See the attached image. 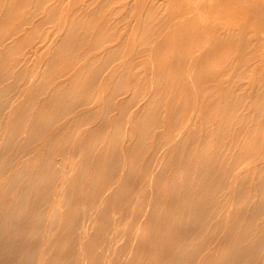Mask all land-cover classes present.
I'll use <instances>...</instances> for the list:
<instances>
[{
	"label": "bare ground",
	"instance_id": "1",
	"mask_svg": "<svg viewBox=\"0 0 264 264\" xmlns=\"http://www.w3.org/2000/svg\"><path fill=\"white\" fill-rule=\"evenodd\" d=\"M181 1L0 0V264H264V0Z\"/></svg>",
	"mask_w": 264,
	"mask_h": 264
},
{
	"label": "rangeland",
	"instance_id": "2",
	"mask_svg": "<svg viewBox=\"0 0 264 264\" xmlns=\"http://www.w3.org/2000/svg\"><path fill=\"white\" fill-rule=\"evenodd\" d=\"M183 1V0H182ZM181 1V2H182ZM189 1L190 0H188V1H186V2H188L189 3ZM193 3H195V2H198V6H197V3H195V4H192L191 2V4L192 5H196V6H194L195 8H198V9H200V10H197L198 12H197V14H194V18L195 19H197V17L200 19L199 21H201L202 22V24H204L203 23V21L205 22V24L206 23H210V22H212V20H215V18L218 20V18L221 20H218L217 22L218 23H220V22H222L221 24H224V23H226V21L229 19V16H228V14L230 13V12H232L235 8H239L240 9V6H242V5H248L249 4V2H246L245 0H239V1H234V0H205L206 2V5L209 7V5H211V4H215L216 5V3L217 2H219V1H222V3H220L219 4V6H215V5H211L210 6V8L209 9H211L210 11H207L208 9H206L207 8V6H205L206 8H203V10H204V13H202L203 12V10L201 11V4H200V2L202 1V0H191ZM217 1V2H216ZM245 1V3L243 4V2ZM184 2V1H183ZM182 2V3H183ZM204 1H202V3H203ZM64 3H66V2H64ZM208 3H209V5H208ZM117 4V3H116ZM181 4V3H180ZM199 4H200V7H199ZM63 6H64V4H62ZM178 5H179V3H178ZM203 5V4H202ZM62 6V7H63ZM180 6V5H179ZM215 6V8H212V7H214ZM65 8V7H64ZM213 9V10H212ZM207 12H206V11ZM201 11V12H200ZM246 12V11H245ZM200 13H202V14H204V15H199ZM244 13V12H243ZM239 14V13H238ZM238 14H236V13H232V15L234 16L235 15V19H236V21H238L239 19H240V17L243 15H238ZM196 15V16H195ZM223 15V16H222ZM237 16V17H236ZM227 17H228V19H227ZM210 19V20H209ZM212 19V20H211ZM207 20H209V21H207ZM125 22H127L126 20H125ZM5 24H3V27L2 26H0L1 28V31H0V33L1 34H5L6 36H7V32H9V34H11L12 33V31H9L10 30V28L8 29V28H6L5 26H4ZM45 25H48V26H46V27H49L50 29V31L49 30H47L48 28H46V27H43L42 29H41V33L43 34V36L46 34V32L47 33H50L51 32V29L53 28V26H51V25H53V24H45ZM206 25H208V24H206ZM52 28H51V27ZM121 27H124V25L123 26H121ZM5 28H6V30H5ZM45 28V29H44ZM11 30H13L12 28H11ZM14 31V30H13ZM42 31H44V32H42ZM42 34H41V36H42ZM4 35V36H5ZM30 34H28V36H29ZM35 42V41H34ZM38 42V41H37ZM33 44H35V43H33ZM39 46V45H38ZM168 50H169V53L171 52V50L172 49H170V48H168L167 50H166V52L165 53H167L168 52ZM168 53V54H169ZM36 55V54H35ZM38 56L39 55H37L35 58H34V55L33 54H28L27 55V61H26V64H28V66L29 67H31V68H33V69H36L37 67V62H38ZM31 57V59H32V61H34V62H36V65L35 64H33L34 62H32L31 61V59H29L28 60V58H30ZM38 60H37V59ZM35 59V60H34ZM37 60V61H36ZM32 62V65H30V63ZM263 62L262 63H260L259 64V69H261V67L262 68H264L263 66H262V64L264 65V59L262 60ZM35 65V67L36 68H34L33 66ZM29 69V68H28ZM32 69V71H34ZM35 72V71H34ZM28 73H30L31 74V69L28 71ZM33 73V72H32ZM29 74V75H30ZM34 74V73H33ZM92 124L93 123H89V125L90 126H92ZM75 127H77V126H73V127H70V128H68V130H73ZM52 129H55V126L52 128ZM4 130H6V129H3V130H0V144L2 143V141H3V131ZM109 131V130H108ZM107 131V132H108ZM76 160V159H75ZM74 160V161H75ZM1 162L2 161H0V166H1ZM7 169H9V167H7L6 168V172H7ZM10 170V169H9ZM7 176H10L8 173H5L4 174V177H7ZM8 178V177H7ZM3 179H5V178H3ZM6 180V179H5ZM252 184V183H251ZM249 185L248 187H247V190H246V192H247V194H249L250 192H251V190L253 189L252 187V185ZM252 189H251V188ZM251 189V190H250ZM250 195H251V193H250ZM1 199V198H0ZM132 199L133 200H136V204L133 206V205H131L132 207H130V208H126V209H124L122 212H128V216H127V218H129L130 217V214L131 213H133L135 216H138V212H139V208H137V207H140V205H141V201H139V200H137L138 199V195H137V193H135V192H133V194H132ZM112 203V202H111ZM111 203H109V204H107L108 205V207H111ZM57 206H56V205ZM163 205H165V204H162V206ZM52 206V207H51ZM113 206V205H112ZM136 206V207H135ZM156 206L157 207H160L161 206V204H156ZM47 207H48V209H52V208H55V207H60V208H65V206L64 205H62L61 204V202L59 201V198H58V200H54V202H50V203H48L47 204ZM77 207V206H76ZM0 208L2 209L3 208V204H1V200H0ZM113 208V207H112ZM69 209H71V210H73V209H75V207H70ZM42 210H44V207H42L41 208V211ZM117 212H115L113 215H112V213L110 212V211H108V214L107 215H105L104 216V219H111V220H113V217L115 216V214H116ZM223 220H226V218H223ZM127 222H128V220H125L123 223L124 224H127ZM106 226L108 227V228H110L106 223H104V221H101L100 223L98 222V223H96V224H94V227H91V228H93L92 229V234H91V239L90 240H88V241H86L85 239L84 240H82L81 241V243H87L88 244V246L89 247H87V248H89V252H88V255H89V253L91 252V255H95L97 252H99L100 250H102L103 249V244H104V240H106V242H107V247L110 245V242H109V239L110 238H112V239H114V241L117 239L116 237H118V240H116V242H117V245L120 243H122V241H124V239H123V237L124 238H126L125 237V230H126V226H123V227H119L118 228V232L120 233L121 232V234H119V233H117V234H115V235H113V236H110V235H107L106 236V234H104V227L106 228ZM122 230H121V229ZM122 232H123V234H122ZM213 232H211V233H208L207 235L208 236H210L211 234H212ZM122 237H121V236ZM215 244H217L218 246V248H219V250H218V252H217V255H216V257H214V258H212L211 259V261H210V263L209 264H221V258L223 257V252H224V249L226 248V245H224L223 243H222V241L221 242H213V243H211V245L210 246H212V245H215ZM111 246L113 247L114 246V244L113 243H111ZM224 247V248H223ZM15 248H18V246L17 247H15ZM8 249L10 250V251H13V247L12 246H9L8 247ZM112 256V255H111ZM79 258V257H78ZM70 259V256L69 255H65V256H57L56 258H55V260H54V262H56V263H59V264H61V263H65V262H68V260ZM142 259H146L147 260V257H145V258H142ZM148 259L150 260V257H148ZM200 257H198V259L196 260V262L194 263V264H200ZM19 261H21V259H19ZM75 264H87V259H83V258H79V261L78 262H76ZM138 264H155L154 262H144V263H138ZM164 264H170V261L169 260H167L166 262H164Z\"/></svg>",
	"mask_w": 264,
	"mask_h": 264
}]
</instances>
